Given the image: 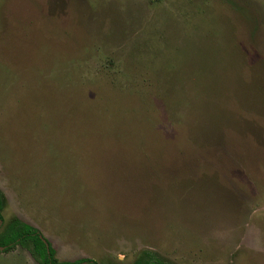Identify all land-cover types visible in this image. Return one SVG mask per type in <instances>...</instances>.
Returning <instances> with one entry per match:
<instances>
[{"label": "rangeland", "instance_id": "rangeland-1", "mask_svg": "<svg viewBox=\"0 0 264 264\" xmlns=\"http://www.w3.org/2000/svg\"><path fill=\"white\" fill-rule=\"evenodd\" d=\"M0 195L59 260L264 264V0H0Z\"/></svg>", "mask_w": 264, "mask_h": 264}, {"label": "trees", "instance_id": "trees-1", "mask_svg": "<svg viewBox=\"0 0 264 264\" xmlns=\"http://www.w3.org/2000/svg\"><path fill=\"white\" fill-rule=\"evenodd\" d=\"M3 200L0 195V247L2 251H10L16 246L26 248L39 264H98L91 258L59 260L54 255L50 242L33 225L14 218L3 224ZM44 238L46 241H44ZM131 264H172L160 258L154 251L144 249Z\"/></svg>", "mask_w": 264, "mask_h": 264}, {"label": "water", "instance_id": "water-1", "mask_svg": "<svg viewBox=\"0 0 264 264\" xmlns=\"http://www.w3.org/2000/svg\"><path fill=\"white\" fill-rule=\"evenodd\" d=\"M44 241H46L45 238H44ZM0 249H2V247H0Z\"/></svg>", "mask_w": 264, "mask_h": 264}]
</instances>
